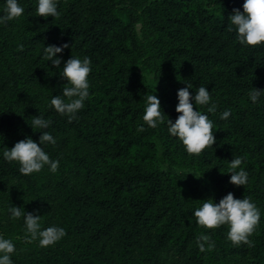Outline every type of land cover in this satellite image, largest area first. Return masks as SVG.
Listing matches in <instances>:
<instances>
[{
	"label": "trees",
	"instance_id": "16d2710c",
	"mask_svg": "<svg viewBox=\"0 0 264 264\" xmlns=\"http://www.w3.org/2000/svg\"><path fill=\"white\" fill-rule=\"evenodd\" d=\"M0 264H264V4L0 0Z\"/></svg>",
	"mask_w": 264,
	"mask_h": 264
},
{
	"label": "rangeland",
	"instance_id": "374dc122",
	"mask_svg": "<svg viewBox=\"0 0 264 264\" xmlns=\"http://www.w3.org/2000/svg\"><path fill=\"white\" fill-rule=\"evenodd\" d=\"M259 1H261L264 4V0H259Z\"/></svg>",
	"mask_w": 264,
	"mask_h": 264
}]
</instances>
